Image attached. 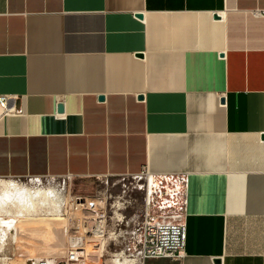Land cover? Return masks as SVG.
<instances>
[{
    "label": "crops",
    "instance_id": "0c3cea01",
    "mask_svg": "<svg viewBox=\"0 0 264 264\" xmlns=\"http://www.w3.org/2000/svg\"><path fill=\"white\" fill-rule=\"evenodd\" d=\"M0 95V177L183 172L143 264H264V0H0Z\"/></svg>",
    "mask_w": 264,
    "mask_h": 264
},
{
    "label": "built area",
    "instance_id": "2783aa9c",
    "mask_svg": "<svg viewBox=\"0 0 264 264\" xmlns=\"http://www.w3.org/2000/svg\"><path fill=\"white\" fill-rule=\"evenodd\" d=\"M8 102L7 95H0L1 111H17ZM136 175H143L147 182L144 212L136 229V243L131 248L121 249L123 255L132 258V264H143L149 258L181 257L186 230L179 219L185 211L187 174L151 173L143 169L132 176ZM65 176L72 178L73 175ZM118 198L103 191L91 196H72L64 214L69 221L67 225L72 229L67 237V245L58 255L29 259V264H84V257H90L91 243H99L101 238L114 243L124 218V205ZM106 252L110 253L108 250ZM79 254L82 255L81 259L78 258ZM100 256L102 254H98ZM98 257L91 258V261H97Z\"/></svg>",
    "mask_w": 264,
    "mask_h": 264
},
{
    "label": "rangeland",
    "instance_id": "374dc122",
    "mask_svg": "<svg viewBox=\"0 0 264 264\" xmlns=\"http://www.w3.org/2000/svg\"><path fill=\"white\" fill-rule=\"evenodd\" d=\"M0 178H8L32 186H43L52 181L67 192V201L61 207L60 214H62L58 217L47 214L1 216L2 218H11L12 227L9 226L7 229L5 226H0L2 232V234L0 233L2 235L0 236V244H2L0 245V257H2L0 264H24V261L29 264V259L58 255L63 250L62 247L67 245V237L72 232V229L67 225L69 221L63 213L64 207L74 195L91 196L97 191L118 196L120 203L124 205V218L120 229L117 230L119 236L114 243L110 239L105 241L104 238H101L99 243H91L90 257H84V264H112V251L131 248L136 243V229L144 212V197L147 187L143 175L72 176V178L46 175ZM102 240L103 243L100 242ZM98 254H102V256L98 257ZM97 257V261H91V258ZM78 258L81 259L82 255L79 254Z\"/></svg>",
    "mask_w": 264,
    "mask_h": 264
},
{
    "label": "bare ground",
    "instance_id": "6f19581e",
    "mask_svg": "<svg viewBox=\"0 0 264 264\" xmlns=\"http://www.w3.org/2000/svg\"><path fill=\"white\" fill-rule=\"evenodd\" d=\"M66 201L67 192L52 181L43 186H32L24 182L0 178V226L7 228L12 225V219L2 218L3 215L47 214L58 217L62 214L60 210ZM66 207L67 205L64 207V214ZM0 233L2 234L1 230ZM100 242L103 243V240ZM111 254L113 255L112 264H132L133 262L132 258L124 256L121 250L111 252Z\"/></svg>",
    "mask_w": 264,
    "mask_h": 264
},
{
    "label": "water",
    "instance_id": "95a60500",
    "mask_svg": "<svg viewBox=\"0 0 264 264\" xmlns=\"http://www.w3.org/2000/svg\"><path fill=\"white\" fill-rule=\"evenodd\" d=\"M137 16H138L139 18H141V14H140V13H138ZM213 16L216 18L218 15H217V14H214ZM102 98H103L102 96H99V99H102ZM138 98L141 99L142 96H141V95H138ZM220 101L223 102V99H220ZM57 111H58V112L63 111V105H62L61 103H59V104L57 105ZM262 137H264V135H262ZM3 179H4V178H3Z\"/></svg>",
    "mask_w": 264,
    "mask_h": 264
}]
</instances>
